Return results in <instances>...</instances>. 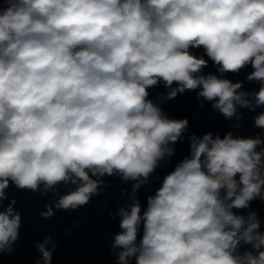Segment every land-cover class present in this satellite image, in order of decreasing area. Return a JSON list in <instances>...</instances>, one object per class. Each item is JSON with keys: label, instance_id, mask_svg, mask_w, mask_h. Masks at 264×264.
Listing matches in <instances>:
<instances>
[{"label": "clouds", "instance_id": "1", "mask_svg": "<svg viewBox=\"0 0 264 264\" xmlns=\"http://www.w3.org/2000/svg\"><path fill=\"white\" fill-rule=\"evenodd\" d=\"M200 46L220 72L251 64L247 79L262 82L255 103L264 105V0H0V200L9 181L32 191L80 181L56 205L75 209L97 191L89 173L147 178L188 124L147 99L161 81L178 84L169 98L201 88L227 118L248 107L240 82L194 75L207 66L189 52ZM255 123L264 128V114ZM261 143L193 137L191 158L165 177L147 211L121 210L113 245L121 264H264L256 214L233 211L261 196ZM15 203L0 212V251L19 238ZM242 243L250 250L239 252ZM38 247L49 264L52 253Z\"/></svg>", "mask_w": 264, "mask_h": 264}, {"label": "water", "instance_id": "2", "mask_svg": "<svg viewBox=\"0 0 264 264\" xmlns=\"http://www.w3.org/2000/svg\"><path fill=\"white\" fill-rule=\"evenodd\" d=\"M189 52L207 61L196 76L216 75L228 79L232 83L240 82L242 87L238 92H246L245 99L250 101L248 107L236 105V114L231 118L225 117L213 107L216 102L208 101L199 95L201 88L186 89L169 98V92L178 87L174 82L171 87H165L163 81L147 89V99L161 110L162 116L169 120L188 121L178 140L169 142L162 158L158 159L156 167L147 178L136 180L125 179L123 174L114 170V174L92 175L90 178L100 181L97 191L90 195L89 202L75 209H61L56 205L61 197L76 191L80 181L58 182L51 188H45L41 183L36 191L20 189L9 181L5 189V197L0 200V212L6 211L13 200L14 212L19 213L21 225L19 238L11 244V251H0V264H45L38 245L44 246L52 253L49 264H121L119 247H113L116 235L123 232L120 227L121 210L130 212L131 206L140 204L141 215L148 208L149 197H154L163 186L165 177L185 159L191 158V144L195 137L203 139L208 133L213 139H221L228 133L233 138L256 139L262 143L256 151L264 150V128L256 125V118L264 114V105L257 106L255 94L262 87L259 80H248L247 77L254 70L251 64L246 65L238 73L220 72L219 65L214 64L207 56L203 46L190 47ZM239 179V174L237 175ZM139 184V187L134 185ZM221 194H224L222 190ZM264 188L261 196L249 202L247 208L233 209L235 214L243 216L245 220L256 214L259 221V232L264 233ZM53 209V215L44 217L41 213ZM143 235V222L138 231L137 243ZM47 240V243L45 241ZM250 250V245L243 243L238 251ZM128 264H135V257L128 258Z\"/></svg>", "mask_w": 264, "mask_h": 264}]
</instances>
